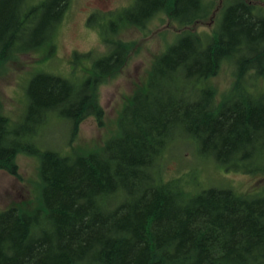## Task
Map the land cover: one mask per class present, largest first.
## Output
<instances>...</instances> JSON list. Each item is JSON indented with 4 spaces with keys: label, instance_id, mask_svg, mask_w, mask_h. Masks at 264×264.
<instances>
[{
    "label": "trees",
    "instance_id": "trees-1",
    "mask_svg": "<svg viewBox=\"0 0 264 264\" xmlns=\"http://www.w3.org/2000/svg\"><path fill=\"white\" fill-rule=\"evenodd\" d=\"M68 3L0 0V72L19 53L53 48ZM212 8L213 0H134L119 16L141 26L166 12L187 27ZM104 41L108 53L92 63L96 81L34 75L16 126L0 101V170L17 176V155L35 156L40 187L37 207L0 210V264H264V190L245 195L211 186L192 194L159 168L170 142L186 139L226 167L264 171L243 167L264 159V93L246 84L264 76V14L247 0H227L211 32L184 30L154 60L102 146L67 154L39 147L38 130L52 117L66 120L72 136L87 116L101 124L95 86L122 66L127 48ZM224 59L234 63V81L217 102L205 80Z\"/></svg>",
    "mask_w": 264,
    "mask_h": 264
},
{
    "label": "rangeland",
    "instance_id": "rangeland-1",
    "mask_svg": "<svg viewBox=\"0 0 264 264\" xmlns=\"http://www.w3.org/2000/svg\"><path fill=\"white\" fill-rule=\"evenodd\" d=\"M226 1L213 0L212 11L207 18L187 27H179L166 12L154 14L141 26L124 23L119 13L129 8L134 0H69L64 17L54 32L52 49L48 45L34 48L17 54L4 64L0 72L3 112L8 116L11 126L23 120L27 107L26 87L36 74L60 75L76 84L91 75L90 79L94 81L92 63L109 50L104 39L120 40L127 45L122 66L103 77L95 86L103 111L101 124L93 115L87 116L72 136L66 120L52 117L39 128L35 139L39 147L65 154L98 148L116 135L124 104L146 85L154 60L184 30L211 32L217 25ZM247 2L253 4L258 13L264 14V0ZM92 14L95 19L89 23L88 17ZM110 23L114 24L115 29L106 32ZM234 70L233 61L224 59L216 74L205 80V86L214 90L217 102L232 87ZM246 84L255 95L264 93V76H249ZM254 149L255 146L246 152ZM17 164V176L0 170V210L11 206L30 210L39 205L38 159L21 153L17 155ZM263 165L264 159L258 157L245 162L243 167L256 171ZM159 168L162 178H180L184 188L192 194L211 186L230 188L245 195L261 194L264 190V171L250 173L226 167L224 162L216 161L201 144L186 139L170 142L161 157Z\"/></svg>",
    "mask_w": 264,
    "mask_h": 264
}]
</instances>
